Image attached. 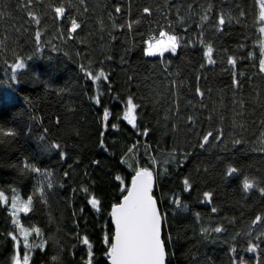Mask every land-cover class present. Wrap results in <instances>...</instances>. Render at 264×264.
I'll return each instance as SVG.
<instances>
[{"label":"trees","instance_id":"1","mask_svg":"<svg viewBox=\"0 0 264 264\" xmlns=\"http://www.w3.org/2000/svg\"><path fill=\"white\" fill-rule=\"evenodd\" d=\"M60 5L64 18L53 11ZM263 9L261 0H0V129L16 133L0 135V264L26 251L13 190L32 197L15 219L30 244L42 243L29 264H87L84 237L92 264H108L110 211L139 169L153 173L166 264H264ZM72 18L80 28L69 35ZM160 31L180 38L176 52L146 56ZM101 71L95 82L87 75ZM129 98L136 128L123 119ZM245 178L254 183L247 193Z\"/></svg>","mask_w":264,"mask_h":264},{"label":"snow or ice","instance_id":"2","mask_svg":"<svg viewBox=\"0 0 264 264\" xmlns=\"http://www.w3.org/2000/svg\"><path fill=\"white\" fill-rule=\"evenodd\" d=\"M33 0H25V6L30 8ZM83 3V0H81ZM262 5H264V0H261ZM53 11L56 14L57 18H64L66 9L63 5L55 6ZM120 8H116V12H119ZM208 12H211V5H209ZM144 12L147 14L150 13V9L145 8ZM3 13L0 12V16ZM28 15L31 20H33L37 25H39V18L32 11L28 12ZM202 20H207L208 15L205 14L201 17ZM261 20H264V11L261 13ZM226 23L225 17L221 15L218 19V26H223ZM131 27V25H129ZM80 28V24L75 18H72L70 21L69 35L75 33L77 29ZM220 31H223V28H219ZM260 32L264 33V27L260 28ZM160 39L153 38L147 42V48L145 49V55L148 57H153L157 55H163L165 52L175 53L177 47L180 44V38L175 35L165 31H160ZM36 39H40L39 32L36 33ZM213 48L209 45L207 47V52L205 55L208 57V63H214L212 59ZM228 63L233 67L236 66V59L229 58ZM25 67L23 61H19L13 65V71L17 69H23ZM259 71L264 73V59H261L259 62ZM90 78H93L94 82L100 80L104 76V73L101 71L95 77H92L91 73L87 74ZM15 79V76H13ZM234 83L238 86L239 82L234 80ZM197 92L203 96V93L200 92V89H197ZM99 104V99L96 101ZM136 105L133 103V100L129 98L127 100V108L123 113V119L127 121L133 128H136V117L134 115L136 110ZM110 112L108 109L104 110L103 119L108 121ZM115 128L116 125H113ZM0 135L3 136H15L16 133L12 129L4 130L0 129ZM211 133L204 136L203 143L200 145L204 146L208 142ZM235 143L239 144L240 141L237 140ZM53 147L59 148V145H53ZM26 168H29L33 172H40V169L34 165H25ZM238 169L236 167H230L227 169V175L231 177L233 174L237 173ZM48 175V173H44ZM119 180L120 178L117 177ZM123 183V181H121ZM185 186V191H190L191 186L189 181L185 179L183 181ZM243 190L244 192H249L253 189L254 183L249 179L245 178L243 181ZM48 187H51V184H48ZM153 190V173L148 169H139L136 171L135 176L131 181V187L127 189V194L123 197L121 203L113 206L111 211L112 221L114 223L115 231L112 237L111 243L108 241V237L105 236L104 242L108 246V251L106 253L110 264H166V249L164 241L161 238L162 233V215L158 210L157 201L152 195ZM87 191V189H84ZM123 191V189H122ZM262 195H264V188L260 189ZM205 200H210L211 194L204 193ZM3 198V193H0V199ZM92 208L99 211V201L94 197L89 200ZM174 203L177 206L181 205V201L177 198ZM32 197L29 196L27 201L19 199L18 194L13 190V199L11 202V207L13 209V223L17 225L19 231L24 236V248L26 249L23 256V264H29V253L31 250L36 247H42L41 244L28 242V229L22 228L19 226V221L15 219V213L24 211L25 213L31 210ZM213 212H216V208H212ZM261 217L257 216L253 223L260 222ZM39 235V229H35ZM209 229H204V233H209ZM216 233L223 231L221 227H216L212 229ZM11 235V234H10ZM12 239L17 240V236L13 235ZM83 244L88 248V262L87 264H92V245L89 242L87 237L83 238ZM255 247H249V252H255ZM14 264H21L19 255L13 257Z\"/></svg>","mask_w":264,"mask_h":264},{"label":"water","instance_id":"3","mask_svg":"<svg viewBox=\"0 0 264 264\" xmlns=\"http://www.w3.org/2000/svg\"><path fill=\"white\" fill-rule=\"evenodd\" d=\"M135 174H136V172L134 173V175L131 177V180H130V183H129V187L128 188H130L131 187V181H132V179H133V177L135 176ZM153 186H154V179H153ZM127 194V191H126V193L124 194V196ZM123 196V197H124ZM123 197L121 198V200H120V202L119 203H121L122 202V200H123ZM155 199V198H154ZM117 205V204H116ZM158 207V206H157ZM113 208V207H112ZM112 208H111V211H112ZM111 211H110V221H111V225H112V227H113V235H114V231H115V227H114V223H113V221H112V217H111ZM113 237V236H112ZM107 263L108 264H110V261H109V259L107 258Z\"/></svg>","mask_w":264,"mask_h":264},{"label":"rangeland","instance_id":"4","mask_svg":"<svg viewBox=\"0 0 264 264\" xmlns=\"http://www.w3.org/2000/svg\"><path fill=\"white\" fill-rule=\"evenodd\" d=\"M264 11V9H263ZM156 39V38H155ZM152 40V39H151ZM150 41V40H149ZM148 42V41H147ZM147 48V47H146ZM172 53V52H171ZM126 108H127V103H126V106H125V111H126ZM3 202H7L6 198L3 196L2 198ZM10 208L12 209L11 207V202H10ZM13 210V209H12ZM20 257V256H19ZM20 260H21V264H23V257H20Z\"/></svg>","mask_w":264,"mask_h":264}]
</instances>
